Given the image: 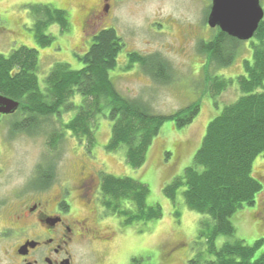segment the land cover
I'll use <instances>...</instances> for the list:
<instances>
[{"label": "rangeland", "instance_id": "obj_1", "mask_svg": "<svg viewBox=\"0 0 264 264\" xmlns=\"http://www.w3.org/2000/svg\"><path fill=\"white\" fill-rule=\"evenodd\" d=\"M90 1L92 6L80 4L78 0H0V55L7 56L21 47L36 50L38 78L42 81L55 64H66L73 71L80 70L82 64L77 57L87 53L91 44L89 35L112 28L125 46L115 69L109 72L114 87L122 96L140 101L154 115L169 116L196 102L200 106L199 113L192 123L181 129L171 121L163 124L147 150L145 163L136 170L127 166L125 150L109 152L106 149L111 135L108 108L97 116L95 141L90 151L86 148L87 143L79 141L71 132H66L53 150L51 134L45 137L13 132L12 125L21 117L0 116V213L6 204L11 207L31 195L48 192V195L55 196L64 185L76 186L82 170L93 180V195L90 196L92 199L95 197L97 205L103 210L99 203L103 178L106 175L127 177L148 187L146 206L160 208L161 217L127 224L123 219L103 211L96 227L110 235L112 241L93 246L95 260L100 264H127L128 261L129 264H205L213 258L208 255L206 244L212 229L209 218L185 206L183 188L172 199L166 198L163 190L191 165L208 124L225 106L238 99L236 81L243 75V61L252 57L251 43L255 40L242 42L238 56L230 67H210V75L230 79L233 83L216 96L218 107L215 108L213 93L208 91L206 79L201 73L205 60L196 52L197 43L207 41L213 34L214 29L205 24L210 0ZM28 5H47L65 11L69 31L60 33L57 26L50 27L45 34L54 40L49 46L40 47L33 38V21L29 18ZM260 5L264 10V0H260ZM106 6H109L107 16L104 15ZM89 8L93 9V16L83 29L80 18ZM129 53L155 57L165 63L173 73L166 71L164 80L171 77V82H155L136 64L128 68ZM80 102L81 97L77 96L74 103L79 105ZM73 116L72 113L65 114L61 121L67 123ZM52 122L48 127L43 125L42 130L48 132L51 129V133L59 131V125ZM43 167L53 169V180L49 189H35L34 185L40 182L36 178L37 170ZM251 171L252 177L262 185V192L252 207L238 210L231 222L235 228L234 237L247 246L263 240L254 260L264 252V154L253 160ZM73 197V214L77 216L83 212L79 209L76 196ZM224 241L225 238L218 237L216 247Z\"/></svg>", "mask_w": 264, "mask_h": 264}, {"label": "trees", "instance_id": "obj_2", "mask_svg": "<svg viewBox=\"0 0 264 264\" xmlns=\"http://www.w3.org/2000/svg\"><path fill=\"white\" fill-rule=\"evenodd\" d=\"M27 8L33 21V38L40 47H47L54 40L45 34L50 27L57 26L60 33L69 31L65 11L47 5H28ZM209 10L210 6L206 16ZM85 15L90 20L93 9H87ZM212 33L210 39L197 43L196 52L205 60L201 73L206 79L208 91L213 93L212 104L216 108V96L233 83L230 79L210 75L209 69L212 66L217 69L230 67L243 43L218 29L212 30ZM89 36L91 44L87 53L77 57L82 64L80 70L73 71L66 64H55L42 81L38 78L36 50L21 47L7 56L0 55V96L19 104L14 116L21 119L12 125V130L31 136L40 134L49 137L51 134L53 150L63 135L71 132L79 141L84 140L90 151L94 146L97 116L108 108L111 135L106 149L109 152L125 150L127 166L132 170L139 169L145 163L147 150L163 124L171 121L179 129L188 126L199 113V103L162 116L150 113L138 100L125 98L109 77L125 47L123 40L112 28L98 30ZM252 40H255L251 43L252 57L243 61V75L236 81L238 99L225 106L208 124L191 165L163 190L164 196L172 199L183 188L185 206L209 218L212 229L206 244L208 255L213 258L205 264H264V252L253 260L263 240L247 246L234 237L235 228L231 222L238 210L252 207L262 192V185L252 177L251 169L253 160L264 154V22L260 23ZM128 57V68L136 64L155 82H171L169 76V80H164V73L173 72L159 59L133 53H129ZM77 96L81 97L79 105L74 103ZM69 113L74 116L63 123L61 118ZM52 120L60 130L52 133L51 129L48 132L42 130L43 125L48 127L53 124ZM47 163L53 164L51 161ZM52 170L44 167L37 170L36 178L40 182L34 187H48L54 177ZM100 192L99 203L104 213L123 219L124 223L161 217L160 208L146 206L148 187L137 180L106 175ZM202 226H205L204 222ZM218 237L225 238V241L217 248L215 241Z\"/></svg>", "mask_w": 264, "mask_h": 264}, {"label": "flooded vegetation", "instance_id": "obj_3", "mask_svg": "<svg viewBox=\"0 0 264 264\" xmlns=\"http://www.w3.org/2000/svg\"><path fill=\"white\" fill-rule=\"evenodd\" d=\"M78 1L88 6L93 4L90 0ZM86 15L80 18L83 29L88 20ZM0 116L12 118L14 114ZM77 182L75 188L64 185L55 196L48 192L38 193L11 207L7 204L3 207L0 213V223L3 222L0 225V242H3L0 264H100L95 260L93 246L106 245L112 240L96 227L103 210L95 197L90 196L93 195V180L82 170ZM73 196L83 212L77 216L73 214Z\"/></svg>", "mask_w": 264, "mask_h": 264}, {"label": "water", "instance_id": "obj_4", "mask_svg": "<svg viewBox=\"0 0 264 264\" xmlns=\"http://www.w3.org/2000/svg\"><path fill=\"white\" fill-rule=\"evenodd\" d=\"M211 6L206 24L210 29H218L239 42H248L257 33L264 20V10L260 0H210ZM109 6L104 15L107 16ZM19 104L0 96V115L10 116L17 112Z\"/></svg>", "mask_w": 264, "mask_h": 264}]
</instances>
